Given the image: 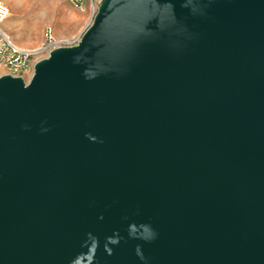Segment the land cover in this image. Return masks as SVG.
I'll list each match as a JSON object with an SVG mask.
<instances>
[{
	"label": "water",
	"instance_id": "water-1",
	"mask_svg": "<svg viewBox=\"0 0 264 264\" xmlns=\"http://www.w3.org/2000/svg\"><path fill=\"white\" fill-rule=\"evenodd\" d=\"M0 264H264V0H100L0 75Z\"/></svg>",
	"mask_w": 264,
	"mask_h": 264
},
{
	"label": "rangeland",
	"instance_id": "rangeland-1",
	"mask_svg": "<svg viewBox=\"0 0 264 264\" xmlns=\"http://www.w3.org/2000/svg\"><path fill=\"white\" fill-rule=\"evenodd\" d=\"M7 7L9 8V16L7 19L0 25V28L10 37V33H19L21 32V26L24 31V35L30 42H34L38 39V36L43 39V29H47L49 20L51 16H46V11L50 9L53 5L57 6L63 12L71 6L66 0H3ZM99 0L93 2L95 10H91V5L87 3L85 7V21L81 25H75L76 27L72 29V33L65 37V41L75 42L86 27L90 24L92 13L96 11V8L99 4ZM10 26L12 28H10ZM44 29V30H45ZM44 32V31H43ZM11 38V37H10ZM41 44V43H40ZM39 44V46H40ZM38 46V47H39ZM37 47V48H38ZM46 54H40L37 56V60L45 57ZM0 75H3V70L0 68ZM28 79L25 80L27 82Z\"/></svg>",
	"mask_w": 264,
	"mask_h": 264
},
{
	"label": "built area",
	"instance_id": "built-area-1",
	"mask_svg": "<svg viewBox=\"0 0 264 264\" xmlns=\"http://www.w3.org/2000/svg\"><path fill=\"white\" fill-rule=\"evenodd\" d=\"M67 1L72 7L81 10H84L87 3H89L91 10H95L92 5L95 0ZM8 16L9 8L3 0H0V25ZM78 39L72 43L70 41H57L53 38L51 30L47 28L43 32V39L40 46L36 49L27 50L13 43L10 37L0 28V68L3 70V74L21 77L25 81L31 77L38 55L45 53L47 56L52 49L61 45L75 44Z\"/></svg>",
	"mask_w": 264,
	"mask_h": 264
},
{
	"label": "crops",
	"instance_id": "crops-1",
	"mask_svg": "<svg viewBox=\"0 0 264 264\" xmlns=\"http://www.w3.org/2000/svg\"><path fill=\"white\" fill-rule=\"evenodd\" d=\"M67 1V0H66ZM85 9H77L72 6H69L67 10L64 12L59 9L57 6L53 5L50 9L46 11V16H51V20H49L50 26L49 28L52 32L53 38L57 41H65V37L67 35H70L72 33L73 27L75 28V25H81L83 21L87 17H85ZM22 26V25H21ZM19 26L18 28H21V32L19 33H10V39L15 43L17 46L27 49V50H32L36 49L39 44L42 42V35L41 37L38 36V39H36L34 42H30L24 35L23 28ZM10 28H12L10 26ZM45 29V28H44ZM43 29V31H44ZM42 31V33H43Z\"/></svg>",
	"mask_w": 264,
	"mask_h": 264
}]
</instances>
